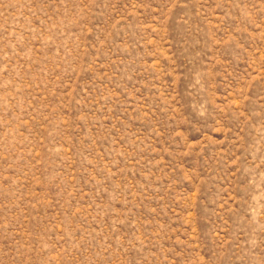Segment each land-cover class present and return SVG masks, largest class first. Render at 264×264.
I'll list each match as a JSON object with an SVG mask.
<instances>
[{
	"label": "rangeland",
	"instance_id": "374dc122",
	"mask_svg": "<svg viewBox=\"0 0 264 264\" xmlns=\"http://www.w3.org/2000/svg\"><path fill=\"white\" fill-rule=\"evenodd\" d=\"M0 264H264V0H0Z\"/></svg>",
	"mask_w": 264,
	"mask_h": 264
}]
</instances>
